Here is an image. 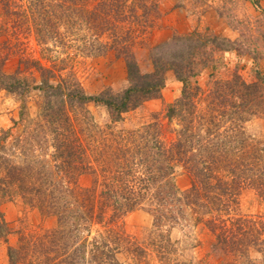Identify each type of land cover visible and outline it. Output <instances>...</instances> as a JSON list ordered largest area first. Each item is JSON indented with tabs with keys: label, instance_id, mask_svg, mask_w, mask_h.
<instances>
[{
	"label": "trees",
	"instance_id": "1",
	"mask_svg": "<svg viewBox=\"0 0 264 264\" xmlns=\"http://www.w3.org/2000/svg\"><path fill=\"white\" fill-rule=\"evenodd\" d=\"M145 1L149 3L141 5L139 16L144 32L151 28V13L159 14L156 0ZM83 2L85 0H28L29 5L25 7L20 0H0V36H14L13 39L18 40V34L23 32L20 28L29 19L37 21L36 30L41 40L48 35L62 38V34L54 30L61 20L68 24L83 23L86 32L99 35L105 32L104 26L109 25L110 9L113 18L123 13L124 5L119 0H99L92 8ZM9 26L14 28V33L9 32ZM111 33L112 40H122L117 31ZM7 39L1 47L8 45ZM214 41L215 37L198 32L173 36L151 49V71L146 73L140 71L134 53L123 44L118 52L121 51L125 59L127 87L118 92L106 89L94 95L85 93L71 72L56 84L51 83L49 79L55 77L56 70L43 67L37 61H32L31 65L39 73L38 85L22 77L19 67L13 73H5L4 61L19 53L12 50L16 45L8 47L0 56V90L18 97L32 88L39 91L43 100L42 116L55 134L57 153L53 158L61 159V164L55 168L66 177L64 187L59 188L52 172L44 165L38 169L32 163L21 167L3 159L0 168L6 172V179L0 180V184H17L24 200L42 214L56 216L57 227L51 231V236L52 240H58L59 249L69 252L64 264H84L88 244L95 264H115L112 246L108 247L104 239L98 246L96 238H80V231L115 222L143 208V204L152 215L156 230L165 225L171 229L190 217L194 224L204 223L214 235V248L240 254L248 261L249 249L253 248L261 256L259 264H264V223L232 213L241 191L248 187L264 204V141L251 134L246 126L252 117L264 113V75L257 70L256 79L246 82L234 72L228 80L214 81L201 100L203 91L197 83L196 66L200 63L203 66L210 58ZM20 57L19 65L23 60V56ZM24 62L27 65L28 61ZM212 69L217 66L212 65ZM168 71L181 84L179 98L165 107L166 119L179 121L180 129L174 140L166 142L161 136L160 124L155 122L144 126L139 135L143 142L140 146L138 143L131 149L113 139V144L107 143L99 150L92 148L95 163L85 158L83 148L73 146L70 139L74 134L66 105L83 111L84 119L88 116L85 111L88 103L104 106L111 122L116 123L123 114L143 102L158 98ZM200 100L204 106L199 109ZM178 167L185 170L191 180L190 187L183 191L173 180ZM84 173L93 175L92 185L79 188L76 178ZM0 191L1 196L14 194L10 190ZM208 215L210 218L204 220ZM107 216L108 222H104ZM105 231L110 245L124 242L125 236L120 230L111 226ZM7 233V224L0 212V237ZM8 256L11 264L23 261L22 247L9 248Z\"/></svg>",
	"mask_w": 264,
	"mask_h": 264
},
{
	"label": "rangeland",
	"instance_id": "2",
	"mask_svg": "<svg viewBox=\"0 0 264 264\" xmlns=\"http://www.w3.org/2000/svg\"><path fill=\"white\" fill-rule=\"evenodd\" d=\"M156 1L159 14L151 13L152 25L145 32L139 21L141 5L149 3L145 0H119L124 5L123 13L113 18L110 9L107 17L109 25L106 24V28H103L105 32L101 31L99 35L86 32L83 23L68 24L61 20L54 30L63 37L53 35L50 38L48 35L41 40L36 30V26L39 27L35 25L37 21L29 19L23 27L20 26L23 32L18 34V40L13 39L14 36H0V44L5 45L4 41L8 38V45L0 46V56L10 46L16 45L15 50H12L19 52L4 61L3 70L13 73L19 67L22 77L30 80V84L38 85L39 73L31 65L32 61H37L43 67L56 70L55 77L49 79L53 84L71 72L87 94H98L106 89L118 92L128 85L125 59L121 51L118 52L121 45L126 44L124 47L131 49L140 71L146 73L151 71L150 51L153 47L164 44L173 36L198 32L216 38L214 47H210V58L205 60L203 66L201 63L196 66L197 83L203 91L201 100L214 81L228 80L234 72L246 82L256 79L257 70L264 75V0ZM20 2L25 7L29 5L28 0ZM97 2L99 0H85L83 3L92 8ZM56 12L60 14V11ZM8 29L11 33L15 32L12 26ZM113 31H117L122 40H112ZM20 56H23V60L19 65ZM24 60L28 61L27 65ZM212 65H216L217 69L213 70ZM180 93L181 84L168 71L159 97L147 100L138 108L123 114L116 123L111 122L104 106L88 103L85 106L88 116L84 119L83 111L66 105L74 134L70 141L74 147L83 148L85 158L94 162L96 155L92 151L101 149L107 143L113 144V139L131 149L138 143L142 145L139 135L149 123L160 124L161 136L166 142L174 140L176 131L180 129L179 121L177 118L168 121L165 107L179 98ZM201 100L199 109L204 106ZM42 102L39 91L34 88L23 97L0 90V160L6 159L21 167L32 163L36 169L44 165L52 172L58 187L63 188L66 177L55 168L61 164V159L53 158L57 153L55 134L42 116ZM246 126L251 134L264 141V113L252 117ZM92 148L95 149L91 151ZM92 177L90 173L79 175L76 178L77 186L91 187ZM4 179L6 172L0 168V180ZM173 180L181 191L190 187L188 173L181 167L175 170ZM18 188L17 184H0V190L14 192L1 196L0 191V212L8 228V233L0 237V264H11L8 250L19 249L20 246L23 261L14 264H64L69 252L59 249L58 240H52L51 236V231L57 227L56 216L39 212L24 200ZM145 207L143 204V208L125 214L115 222L93 225L90 230L82 229L80 238H96L98 246L104 239L108 247L115 249V264H259L261 261V256L253 248L248 252L251 261L240 254H229L214 248V235L204 223L194 224L190 217L171 229L165 225L156 230L153 217ZM232 213L264 223V204L249 187L241 191ZM209 218L208 215L204 220ZM104 222H108V216ZM111 226L123 232L124 242L110 245L105 228ZM86 246L84 264H95L89 250L91 245Z\"/></svg>",
	"mask_w": 264,
	"mask_h": 264
}]
</instances>
